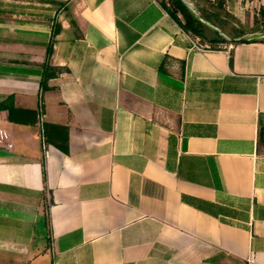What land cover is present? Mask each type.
I'll return each mask as SVG.
<instances>
[{"label":"crops","instance_id":"1","mask_svg":"<svg viewBox=\"0 0 264 264\" xmlns=\"http://www.w3.org/2000/svg\"><path fill=\"white\" fill-rule=\"evenodd\" d=\"M242 2L236 37L261 32ZM261 39L192 49L160 0H0V264H264Z\"/></svg>","mask_w":264,"mask_h":264},{"label":"trees","instance_id":"2","mask_svg":"<svg viewBox=\"0 0 264 264\" xmlns=\"http://www.w3.org/2000/svg\"><path fill=\"white\" fill-rule=\"evenodd\" d=\"M173 4L176 5V10L170 9L166 6V4L163 3V1L160 0L161 4L164 6V8L167 10L169 15L182 27L183 30L186 32H191L192 34L198 36L201 39V42H206L208 44L209 48L212 49H221L223 47H220L219 44H225L229 41L220 33L212 31V34L208 33V28H206L204 25H202L198 20L191 15L185 7L179 2V0H169ZM216 5H212V3L209 0H203V5L205 7H209L212 10L211 11H205L202 9L200 5H195V9L199 13V15L209 23L218 26L223 32L230 36L233 35L232 31L228 30L226 26L228 24V20L231 19L229 14L225 12L224 6H223V0H217L215 3ZM177 12H180L184 18V21L182 22L179 17L177 16ZM261 19L260 22L261 25H258L259 19H255V23L260 26H256L253 29L264 31V11H261ZM236 37V36H235ZM261 41H264V38L261 39ZM229 63L232 64V58H230ZM50 74H47L46 77H49ZM42 88L46 89V85L44 84V81L42 83ZM45 126V125H44ZM60 129V142H54L55 146H57L62 152L67 153L68 152V133L67 128L63 126H58Z\"/></svg>","mask_w":264,"mask_h":264},{"label":"water","instance_id":"3","mask_svg":"<svg viewBox=\"0 0 264 264\" xmlns=\"http://www.w3.org/2000/svg\"><path fill=\"white\" fill-rule=\"evenodd\" d=\"M179 2L185 7V9L191 14L193 15L198 22H200L202 25H204L206 28L218 32L221 35H223L228 41L229 43H243V42H247V41H252L255 39H260V38H264V31L261 32H255V33H251L248 34L246 36H242V37H232L228 34H226L225 32L221 31L218 27H216L215 25L209 23L208 21L204 20L194 9L193 7L186 1V0H179Z\"/></svg>","mask_w":264,"mask_h":264},{"label":"rangeland","instance_id":"4","mask_svg":"<svg viewBox=\"0 0 264 264\" xmlns=\"http://www.w3.org/2000/svg\"><path fill=\"white\" fill-rule=\"evenodd\" d=\"M163 1L164 4H166V6L170 9H173V10H176V5L173 4L171 1L169 0H161ZM244 5L248 4V8H249V14H252L254 16V21L255 19H259V22H258V25H261V11L263 10L264 11V0H243L242 2ZM203 7L202 9H204L205 11H211L212 9L209 8V7H205V6H201ZM193 8H194V5H193ZM198 13V12H197ZM179 12H177V16H178ZM179 16L181 17V19H183L184 21V18L182 16V14L180 13ZM178 16V17H179ZM256 25V26H258ZM260 27V26H258ZM208 33H211V30H208ZM200 39V38H199ZM200 42H201V39H200ZM202 43V42H201ZM230 43H225V44H219L220 47H224L225 45H229Z\"/></svg>","mask_w":264,"mask_h":264},{"label":"built area","instance_id":"5","mask_svg":"<svg viewBox=\"0 0 264 264\" xmlns=\"http://www.w3.org/2000/svg\"><path fill=\"white\" fill-rule=\"evenodd\" d=\"M187 37L189 38V41L191 43V48L195 50H203L206 46L200 42V39L198 36L192 34L191 32H187ZM41 129H43L41 127ZM41 139H42V146L43 149L46 150L47 143L46 138L44 136L43 130H41Z\"/></svg>","mask_w":264,"mask_h":264}]
</instances>
